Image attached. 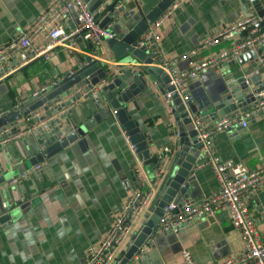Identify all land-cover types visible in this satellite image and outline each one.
Returning <instances> with one entry per match:
<instances>
[{"label": "crops", "instance_id": "0c3cea01", "mask_svg": "<svg viewBox=\"0 0 264 264\" xmlns=\"http://www.w3.org/2000/svg\"><path fill=\"white\" fill-rule=\"evenodd\" d=\"M157 1L123 2L120 16L133 22ZM258 1L264 8V0ZM49 3L50 0H0V46L20 34ZM174 4L172 15L162 20L157 31L161 56L173 60L181 70L188 68L189 60L215 55L228 49L241 36L258 30L256 27L250 32L243 31L193 56L183 57L197 48L206 36L235 22L240 15L256 12L250 0H175ZM65 24L70 29L74 18L67 15ZM104 28L119 30L115 20L109 21ZM122 29L126 31V28ZM35 45L43 46L44 42L37 41ZM91 53L93 48L88 43L78 41L74 48L54 47L47 54L48 58L38 56L28 60L27 55L12 58L8 64L11 72L0 80V116L18 106L31 93L53 85L58 78L62 80ZM97 53L114 62L113 68L120 72L141 63L130 53L115 58L106 40L103 49ZM250 57L246 55L247 61L242 66L234 59L225 60L190 79L186 93L196 108H212V102L227 93V84L241 74L248 80L257 72L264 77V65L258 64L256 69V63L249 60ZM99 62L105 67L103 61ZM237 70L241 72L237 73ZM134 101L122 104L147 139L153 162L156 152L169 145L167 166L170 167L176 159V140L169 138L168 123H172L175 129L176 123L154 81H147L146 88L134 97ZM87 103L81 108L80 115L71 112L66 119H73L77 124L96 114L97 108L92 100L87 99ZM52 105L48 104V108ZM67 108L64 107L63 111ZM109 110L111 115L99 118L83 135L49 157L41 154L39 140L34 137L35 128L44 121L33 123L30 117L20 127L21 130H30L0 148V164L12 170L10 177L27 173L13 184H0V209L4 201L12 206L10 218L0 222V264H83L87 247L99 242L112 220L122 211L126 198L151 184L156 173L154 163L141 166L145 181L138 185L134 177L138 158L124 129L112 114L113 109L109 107ZM42 112L38 111V115ZM25 118L20 117L17 123ZM212 146L221 160L242 161L250 168L259 166L264 157V112L249 117L242 129L234 125L217 131ZM33 155L39 159L37 163L19 173L17 169ZM37 165L40 167L34 170ZM192 173L200 196L194 199L196 203L219 189L211 164L203 162L195 166ZM162 181L163 178L157 180L151 203L161 193ZM247 201L257 230L264 237V186L247 195ZM144 212L131 236L137 233ZM0 214L4 212L0 211ZM171 231L156 234L148 246L134 254L127 264H185L181 255L184 250L190 253L196 264H217L235 255L242 247L239 231L232 226L224 208L213 214L196 216ZM126 247L124 245L122 249ZM111 264H118V259Z\"/></svg>", "mask_w": 264, "mask_h": 264}, {"label": "water", "instance_id": "95a60500", "mask_svg": "<svg viewBox=\"0 0 264 264\" xmlns=\"http://www.w3.org/2000/svg\"><path fill=\"white\" fill-rule=\"evenodd\" d=\"M84 1L87 3L90 12L100 11L96 15L97 19L99 18L100 27H106L109 21H116L119 30H114V37L106 40L113 56L120 59L130 53L141 62V65H134L133 68L111 77L109 71L99 61L93 59L90 55H86L83 60L75 65L72 72H68L62 77V80H58L53 85L46 86L38 92L31 93V96L19 103L18 106H14L9 112L2 114L0 116V127L12 123L16 126L17 131L27 123L29 117L33 123L44 121L35 128L34 137L39 140L41 154L49 157L83 135L99 118L111 115L110 107L115 111H112V114L124 129L125 135L143 167L152 164L153 155L149 149L147 139L142 134L138 124L128 114L127 107L122 103L128 100L135 102L134 97L146 88L147 81H154L176 123V129L174 128L177 132L176 159L170 167L165 168L161 177V179L163 178L161 193L154 202L148 204L137 233L130 237L127 247L121 251V255L118 257V264H127L134 254L144 245H148L149 240L156 235V227L160 217L170 203L175 205L170 212L178 214L185 209L187 203L189 205L196 204L194 199L200 197L192 171L195 166L205 161V154L200 148L201 141L197 138L198 131L195 128V121L208 123L221 117L231 116L239 110L255 107L261 100L258 93L264 89V77L261 76L260 72H257L248 80L247 77L241 74L227 84V93L219 100L212 102V108H196L191 99H182L174 90V86L169 83L170 78L167 73L157 65L156 61L150 58L145 48H135L134 46L148 25L154 23L175 0H158L151 9L139 14L133 22H128L120 16L123 9L117 7L120 0ZM250 2L253 4L257 15L264 14V8L258 0H250ZM70 11L73 13L74 8L72 7ZM76 24H78V20L74 18V25ZM122 27L126 28V31ZM254 27L258 28L256 34L261 33L264 31V21L258 22L247 30ZM76 38L81 41L80 37ZM88 46L92 48L90 43H88ZM255 46L240 52L234 60L242 66L247 61L246 55H250L251 57L248 59L256 63V69L258 64L264 65V52H262L264 46L261 44ZM240 72L241 70H237V73ZM79 88L84 91L82 96L77 93L74 94ZM101 96L104 99L102 103H100ZM62 98L65 99L61 100ZM87 99H91L95 104L96 114L77 124L73 119H66L67 114L71 112L80 115L81 108L88 104ZM58 100H61L60 103H56ZM74 102L77 103L71 105ZM50 103H53V105L48 108ZM64 107L68 108L63 111ZM41 110L43 111L41 115L31 117ZM262 112H264V108L252 115L251 118L262 115ZM55 114L57 115L50 118L51 115ZM20 117L26 118L17 123V119ZM236 128L242 129V126L236 125ZM42 159L43 157L40 158V160ZM38 160L36 156H31L21 164L22 166L17 171L19 173L26 171L32 165H35ZM153 163L156 170L159 160L156 159ZM11 172L12 170L5 169L0 164V184L5 183L12 177H10ZM134 177L138 185H143L141 176L134 172ZM11 210L10 203L4 201V205L0 209L4 212V214H0V222L10 218ZM183 225L184 223L181 226ZM151 248L154 249L152 244Z\"/></svg>", "mask_w": 264, "mask_h": 264}, {"label": "built area", "instance_id": "2783aa9c", "mask_svg": "<svg viewBox=\"0 0 264 264\" xmlns=\"http://www.w3.org/2000/svg\"><path fill=\"white\" fill-rule=\"evenodd\" d=\"M126 1L137 0H120L117 7H121ZM175 6L176 4H171L154 23L148 25L134 46L135 48H145L150 58L156 61L157 65L167 73L170 78L169 83L174 86V90L182 99H189L186 89L190 79L214 68L225 60L236 59L240 52L248 48L264 44V31L257 34L252 31L249 35L241 36L228 49L197 61L189 60L187 69H178L173 60L161 56L160 36L157 31L162 20L172 15ZM72 7L74 8L73 13L70 11ZM98 13L99 10L94 13L90 12L84 0H50L48 6L27 24L20 34L0 46V80L11 72L8 64L12 58L18 55L22 57L27 55L28 60L38 56L48 58L47 54L56 46L74 48L78 42L76 37H80L83 43L91 44L93 56H90L95 60L103 61L111 77L121 74L122 72L117 68H113L114 62L102 58L97 53L98 50L103 49L105 40L114 37L112 30L99 26V20L96 17ZM67 15L78 20V24L73 25L70 29L65 24ZM260 21H264V14L261 16L257 14L240 15L235 22L206 36L197 48L190 50L183 57L193 56L200 50L215 45L221 40L230 39L243 31L250 32L256 27L247 29ZM37 41L44 42V45L36 46ZM76 93L82 96L84 91L79 88L74 94ZM258 95L261 100L255 107L239 110L231 116L221 117L209 123L195 121V128L198 131L197 138L201 141L200 148L205 154L204 162L212 165L219 183V189L196 204L186 205L179 214L170 212L175 206L170 203L156 227V234L167 230L175 231L183 223L191 221L196 216L213 214L218 209L224 208L232 226L239 231L242 247L235 255L217 264H264V237L257 230L247 201V195L264 186V157L259 166L250 168L242 161L219 159L212 146V139L217 131L234 125L245 127L246 119L264 108V89ZM60 101L58 100L56 103H60ZM38 116V112H36L31 117ZM168 128L170 129V140L172 141L174 138L176 140L177 132L173 124L168 123ZM29 130L30 128L16 131V127L11 124L0 127V148ZM170 150V146L166 145L156 152V159L159 160V164L156 167L155 178L144 190L133 192L126 198L122 211L112 220L99 242L87 247L83 264H111L118 259L123 246L127 245L131 237L133 228L138 224L140 216L152 198L153 188L157 180L162 177L167 167ZM39 167L40 165H37L34 170ZM134 172L143 178L142 181H145L141 161L138 160L135 164ZM26 174H21L19 177L23 178ZM19 177H11L5 183L13 184ZM144 246L141 250H144L148 245ZM181 255L185 264H196L188 251H182Z\"/></svg>", "mask_w": 264, "mask_h": 264}, {"label": "bare ground", "instance_id": "6f19581e", "mask_svg": "<svg viewBox=\"0 0 264 264\" xmlns=\"http://www.w3.org/2000/svg\"><path fill=\"white\" fill-rule=\"evenodd\" d=\"M161 179V178H160ZM134 235V234H133Z\"/></svg>", "mask_w": 264, "mask_h": 264}]
</instances>
